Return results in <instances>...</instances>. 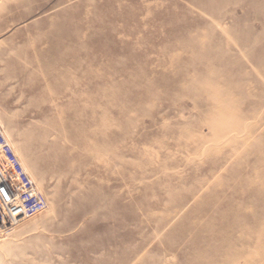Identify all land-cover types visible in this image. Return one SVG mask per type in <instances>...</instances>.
I'll use <instances>...</instances> for the list:
<instances>
[{
  "label": "rangeland",
  "instance_id": "1",
  "mask_svg": "<svg viewBox=\"0 0 264 264\" xmlns=\"http://www.w3.org/2000/svg\"><path fill=\"white\" fill-rule=\"evenodd\" d=\"M0 264H264V0H0Z\"/></svg>",
  "mask_w": 264,
  "mask_h": 264
},
{
  "label": "built area",
  "instance_id": "2",
  "mask_svg": "<svg viewBox=\"0 0 264 264\" xmlns=\"http://www.w3.org/2000/svg\"><path fill=\"white\" fill-rule=\"evenodd\" d=\"M20 173L23 174L22 171H20ZM23 175H24V174H23Z\"/></svg>",
  "mask_w": 264,
  "mask_h": 264
}]
</instances>
